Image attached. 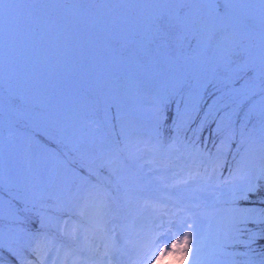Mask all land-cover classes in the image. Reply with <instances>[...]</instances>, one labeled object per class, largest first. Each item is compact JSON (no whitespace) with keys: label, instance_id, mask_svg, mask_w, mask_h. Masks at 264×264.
I'll return each mask as SVG.
<instances>
[{"label":"snow or ice","instance_id":"6c2138e0","mask_svg":"<svg viewBox=\"0 0 264 264\" xmlns=\"http://www.w3.org/2000/svg\"><path fill=\"white\" fill-rule=\"evenodd\" d=\"M170 2L173 6L156 15L147 30L108 37L106 48L135 79L121 82L118 90L93 104L83 125L87 131L73 134L71 147L64 144L73 158L51 154V167L39 173V180L32 178L24 193L0 201V264H160L165 255L173 257V264H241L240 256L249 257L243 264H264V49L253 56L231 20L233 0L223 8L217 0ZM165 52L168 65L179 52L186 61L213 64L223 74L222 83L234 93L226 127L221 121L212 128L215 118H204L192 129L188 125L194 115L155 107L148 131H141L125 90L164 71L159 54ZM9 102L15 105L16 99ZM25 118H32L29 111L19 113L18 122ZM233 145L236 151L228 163L224 149ZM141 146L162 157L151 162L153 171L179 168L172 173L179 178L169 183L160 176L156 190L143 177L133 185L124 173L139 158ZM225 164L229 177L216 185L221 191L215 202L227 205L222 210L226 223L210 237L204 227L207 215L194 202L199 198L184 193L190 183L207 184ZM237 201L243 206L237 207ZM64 215L70 219L61 223ZM129 216L135 217L130 225L113 223ZM139 220L144 221L136 229L140 238H127ZM161 228L164 240L155 231ZM229 247L247 251L229 253Z\"/></svg>","mask_w":264,"mask_h":264},{"label":"rangeland","instance_id":"374dc122","mask_svg":"<svg viewBox=\"0 0 264 264\" xmlns=\"http://www.w3.org/2000/svg\"><path fill=\"white\" fill-rule=\"evenodd\" d=\"M226 3L227 0L218 2L221 8ZM261 3L264 0H233L230 6L231 20L257 58L264 49V4ZM172 6L170 0H0V201L6 202L24 193L26 186L31 187L32 178L39 180V173L51 167V154L59 156L63 152L64 158L72 159L74 154L64 144L71 147L73 134L80 135L93 104L118 90L121 82L135 79L134 73H126L119 58L106 48L108 37L145 31L156 15ZM167 56L166 52L159 54L164 71L145 77L125 90L128 104L136 109L143 126L141 131H148L155 107H168L169 102L171 109L179 108L182 113L196 117L188 125L192 129L201 119L210 116L215 118L213 128L221 121V127H226L234 93L231 86L225 87L222 83L223 74L217 73L213 64L188 62L179 52L176 61L168 65ZM117 77L121 80L117 81ZM241 84L243 81L235 87ZM10 97L16 99L15 105L9 102ZM26 111L32 118L18 122L19 113ZM186 135L192 138L191 132ZM206 137L207 134L201 140ZM181 138H185L184 134ZM208 148L216 152L211 143ZM141 149L139 158L129 164V170L124 173L133 185L143 177L145 182L151 180L152 189L156 190L161 185L160 176H167L169 183L179 178L172 176L179 168L153 171L156 165L151 162L162 157L143 150V146ZM235 149V145L230 148L232 152ZM224 150L228 153L227 162L231 163L233 153L228 148ZM175 155L178 154H174L173 159ZM221 163H225V158ZM219 170L207 184L190 183L184 193L185 197L199 198L194 202L201 204L197 211L207 215L204 227L210 237L226 223L222 210L227 205L215 202L221 191L216 185L225 179L220 177ZM243 204V201L236 202L237 207ZM69 219L64 215L61 223ZM134 219L129 216L127 220L113 223L125 226ZM74 220L72 218L67 225L69 229ZM141 223L144 221L139 220L129 228L127 238H140L136 229ZM155 231L159 233L158 238L164 240V229ZM225 251L247 249L229 247ZM123 259L127 261L128 257ZM224 259L231 261L232 257ZM236 259L243 264L249 257ZM160 264H173V257L165 255Z\"/></svg>","mask_w":264,"mask_h":264},{"label":"trees","instance_id":"16d2710c","mask_svg":"<svg viewBox=\"0 0 264 264\" xmlns=\"http://www.w3.org/2000/svg\"><path fill=\"white\" fill-rule=\"evenodd\" d=\"M168 107L167 108H170L171 107V105H170V102L168 103ZM212 116H210L208 119L209 120H211L212 118H211ZM213 126H214V123L211 125V127L213 128ZM207 131V130H206ZM207 133L205 132V134H204V136L203 137H205V135H206ZM228 150L229 151H231L229 148H228ZM236 151V149L235 150H233V152L232 153H234ZM230 152V153H231ZM218 174L220 175V177H223V178H228L229 177V172H228V164H225V167H223V168H221L220 170H219V172H218Z\"/></svg>","mask_w":264,"mask_h":264},{"label":"water","instance_id":"95a60500","mask_svg":"<svg viewBox=\"0 0 264 264\" xmlns=\"http://www.w3.org/2000/svg\"><path fill=\"white\" fill-rule=\"evenodd\" d=\"M219 2V0H217V3Z\"/></svg>","mask_w":264,"mask_h":264}]
</instances>
